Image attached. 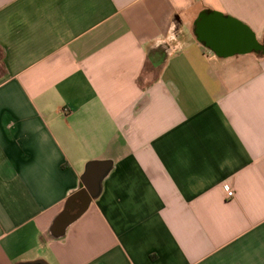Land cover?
<instances>
[{"label":"crops","instance_id":"crops-1","mask_svg":"<svg viewBox=\"0 0 264 264\" xmlns=\"http://www.w3.org/2000/svg\"><path fill=\"white\" fill-rule=\"evenodd\" d=\"M203 12L264 43V0H0V264H264V57Z\"/></svg>","mask_w":264,"mask_h":264},{"label":"water","instance_id":"water-1","mask_svg":"<svg viewBox=\"0 0 264 264\" xmlns=\"http://www.w3.org/2000/svg\"><path fill=\"white\" fill-rule=\"evenodd\" d=\"M196 34L202 42L219 55L264 54V45L247 27L217 13L208 15L203 12L196 21ZM111 168L108 162H92L87 166L82 178L81 190L73 195L61 216L55 223V229L64 234L69 225L78 220L90 207L93 199L101 191V182ZM78 212L73 211L79 205Z\"/></svg>","mask_w":264,"mask_h":264},{"label":"trees","instance_id":"trees-1","mask_svg":"<svg viewBox=\"0 0 264 264\" xmlns=\"http://www.w3.org/2000/svg\"><path fill=\"white\" fill-rule=\"evenodd\" d=\"M263 45H264V43H263ZM154 55H155V57H160L159 58V60H157L158 61V65L159 64H161V63H163L166 59H167V57H168V48L167 47H165V49L163 48V49H159L156 53H154ZM259 57H264V54H257ZM149 59H150V61L152 62V54L151 55H149ZM154 65H155V63H153Z\"/></svg>","mask_w":264,"mask_h":264},{"label":"built area","instance_id":"built-area-1","mask_svg":"<svg viewBox=\"0 0 264 264\" xmlns=\"http://www.w3.org/2000/svg\"><path fill=\"white\" fill-rule=\"evenodd\" d=\"M225 192L227 194L228 199H233L236 196V192L229 184L224 185Z\"/></svg>","mask_w":264,"mask_h":264},{"label":"flooded vegetation","instance_id":"flooded-vegetation-1","mask_svg":"<svg viewBox=\"0 0 264 264\" xmlns=\"http://www.w3.org/2000/svg\"><path fill=\"white\" fill-rule=\"evenodd\" d=\"M80 208H81V207H80V204H79V205L77 206V208L75 209V211L73 212V214H75L76 212H78Z\"/></svg>","mask_w":264,"mask_h":264}]
</instances>
